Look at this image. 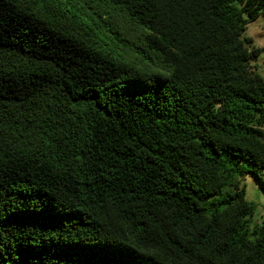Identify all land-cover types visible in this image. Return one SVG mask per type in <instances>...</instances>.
Listing matches in <instances>:
<instances>
[{"label":"trees","instance_id":"obj_1","mask_svg":"<svg viewBox=\"0 0 264 264\" xmlns=\"http://www.w3.org/2000/svg\"><path fill=\"white\" fill-rule=\"evenodd\" d=\"M264 0H0V264H264Z\"/></svg>","mask_w":264,"mask_h":264},{"label":"rangeland","instance_id":"obj_2","mask_svg":"<svg viewBox=\"0 0 264 264\" xmlns=\"http://www.w3.org/2000/svg\"><path fill=\"white\" fill-rule=\"evenodd\" d=\"M244 36L252 38L253 45L261 49L260 56L253 59L250 65L258 75L264 78V16L248 24ZM262 179L264 181V170ZM241 185L245 189V199L253 203L255 207L252 222L264 223V193L258 188L255 179L250 174L241 178Z\"/></svg>","mask_w":264,"mask_h":264},{"label":"crops","instance_id":"obj_3","mask_svg":"<svg viewBox=\"0 0 264 264\" xmlns=\"http://www.w3.org/2000/svg\"><path fill=\"white\" fill-rule=\"evenodd\" d=\"M262 16H264V15H262ZM252 39V38H251ZM253 40V39H252ZM258 224V223H257ZM260 224H262V223H260Z\"/></svg>","mask_w":264,"mask_h":264},{"label":"built area","instance_id":"obj_4","mask_svg":"<svg viewBox=\"0 0 264 264\" xmlns=\"http://www.w3.org/2000/svg\"><path fill=\"white\" fill-rule=\"evenodd\" d=\"M264 224V223H263Z\"/></svg>","mask_w":264,"mask_h":264}]
</instances>
